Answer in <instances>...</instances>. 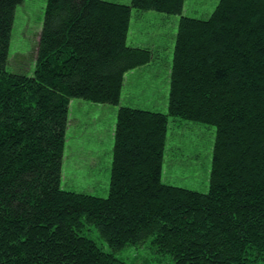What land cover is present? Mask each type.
<instances>
[{
	"label": "trees",
	"instance_id": "obj_1",
	"mask_svg": "<svg viewBox=\"0 0 264 264\" xmlns=\"http://www.w3.org/2000/svg\"><path fill=\"white\" fill-rule=\"evenodd\" d=\"M22 1L0 0V264H125L146 240L172 264H264V0L206 20L185 0H47L31 76L6 68ZM133 10L180 17L167 112L119 106L107 195L65 189L70 101L118 106L153 60L127 43ZM170 118L215 129L206 192L163 181Z\"/></svg>",
	"mask_w": 264,
	"mask_h": 264
},
{
	"label": "rangeland",
	"instance_id": "obj_2",
	"mask_svg": "<svg viewBox=\"0 0 264 264\" xmlns=\"http://www.w3.org/2000/svg\"><path fill=\"white\" fill-rule=\"evenodd\" d=\"M110 1L127 2V0ZM218 1L219 0H185L182 14L196 19L206 20L210 17ZM46 2L47 0H23L21 4L17 5L10 36L9 55L6 66L8 71L28 76L33 74ZM133 12L134 10L132 13ZM137 12L139 14L147 13L148 11ZM132 13L129 26L133 18ZM158 15L163 17V19L167 17H179L162 13ZM149 20L150 27L148 28L150 29L147 28V23L142 25L144 27L142 37L145 40L158 36L160 32L157 31L160 26L156 24V18H151ZM141 21H139L140 25ZM170 28V24L164 27L163 33L165 40L157 41L155 44L164 42L167 44L166 47L170 46L171 42H173L168 33ZM175 32H177V27ZM156 72L157 71L152 70L148 73L153 75ZM135 73L141 75V72ZM125 75L123 77L121 94L124 91ZM147 76L148 75L145 77ZM129 77L131 80V77H133L132 74H129ZM135 95L139 97V90ZM84 102L93 106H91L83 116L80 115V118H77L79 121L75 120L72 122L73 120L70 121V119H68L69 126L66 131L62 186L65 189L104 197L108 193L111 171V166L107 167L105 165V145L109 144V142L105 141V115L100 113L99 108H96L100 107L99 105H94L86 101ZM214 136L215 129L213 126L174 118L169 119V130L167 132L163 163L165 168L170 167L168 169L172 172L170 176L173 178L174 184L198 192L207 191ZM110 159L112 160V156ZM163 172L164 169L162 175ZM85 234L94 240L104 251L111 252L110 248L99 236L95 228L90 227ZM114 255L125 264L173 263L172 257L169 254L158 253L150 244L149 240L144 241L140 245H129L115 252Z\"/></svg>",
	"mask_w": 264,
	"mask_h": 264
},
{
	"label": "crops",
	"instance_id": "obj_3",
	"mask_svg": "<svg viewBox=\"0 0 264 264\" xmlns=\"http://www.w3.org/2000/svg\"><path fill=\"white\" fill-rule=\"evenodd\" d=\"M130 0L127 2H116L121 4H128ZM133 18L131 19V24L129 26V32L127 36V43L134 47H145L150 49L153 52V60L148 64L135 68L131 72L125 75V83L123 88V93L120 97V102L118 106L112 105H99L100 113L105 115V141L109 142L108 145H105V165L107 167L111 166L110 158L112 156V148H113V133H114V125L115 119L117 115V111L119 106H128L133 108H138L142 110H149V111H158V112H167V101H168V80L169 74L171 70V63H172V54L175 44V34H176V27L178 25L179 17L176 18H164L158 15L159 13L154 11H148L147 13H139L134 11L132 13ZM151 18H156V24L160 26L157 31L159 35L146 40L142 37L144 27L142 25L147 23V28L150 27V20ZM143 20V21H141ZM141 21V25L139 24ZM147 21V22H145ZM170 24V31L169 37L171 39V44L169 47H166V43L155 44L157 41L165 40L163 29L164 27ZM150 29V28H148ZM140 36V37H139ZM139 37V38H138ZM168 37V34H167ZM166 37V38H167ZM155 70L156 73L149 74V71ZM141 72V75L138 73ZM129 74H132L133 77H129ZM148 75L147 77H145ZM146 78V79H145ZM139 90V97L135 94ZM135 95V96H134ZM96 105V104H94ZM91 106L89 103H85L82 100H71L69 104V112L70 121L74 122L75 120L79 121L77 118H80V115H84ZM76 111V112H75ZM76 115V116H75ZM69 126V125H68ZM109 152V156H108ZM111 153V155H110ZM64 157H65V150H64ZM64 160V158H63ZM64 167V162H63ZM170 167H164L163 163V181L165 183L176 185L174 184L173 178L170 176L172 174L171 170L169 171ZM63 180V179H62Z\"/></svg>",
	"mask_w": 264,
	"mask_h": 264
}]
</instances>
